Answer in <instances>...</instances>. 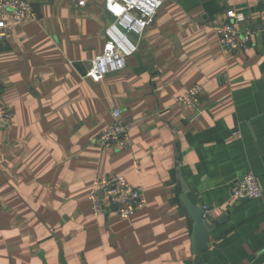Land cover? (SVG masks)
<instances>
[{
    "label": "crops",
    "instance_id": "obj_1",
    "mask_svg": "<svg viewBox=\"0 0 264 264\" xmlns=\"http://www.w3.org/2000/svg\"><path fill=\"white\" fill-rule=\"evenodd\" d=\"M29 1L37 18L7 14L0 39L11 114L0 128V264H264V0H164L129 34L137 51L125 68L103 76L89 71L113 23L106 0ZM227 9L252 32L247 52L220 44ZM195 84L199 103H178ZM116 108L133 122L130 142L105 148L96 139ZM248 173L263 195L238 199ZM112 174L144 189L129 219L107 203L92 211L94 179ZM184 195L222 219L204 252Z\"/></svg>",
    "mask_w": 264,
    "mask_h": 264
},
{
    "label": "built area",
    "instance_id": "obj_2",
    "mask_svg": "<svg viewBox=\"0 0 264 264\" xmlns=\"http://www.w3.org/2000/svg\"><path fill=\"white\" fill-rule=\"evenodd\" d=\"M84 2L86 0H76ZM164 0H106V9L113 17V23L106 29L107 42L104 51L92 61L89 74L103 76L125 68L127 58L137 51V46L129 37L130 33L141 34L149 22L155 19ZM11 14L17 22L37 18V12L29 0H0V39L7 36L5 16ZM243 17L234 9H227L225 19L215 25V31L221 46L230 52H247L251 45L252 32L241 31L237 23ZM264 33V25L261 27ZM4 83L0 71V128L11 122L9 108L3 99ZM204 92L201 84H195L177 98L178 103L196 106ZM113 125L96 139V143L105 148H125L130 142L132 121L122 117L121 109H114ZM240 137V131L234 133ZM135 170L141 172L138 161ZM102 193V195H101ZM263 195L259 178L248 173L237 179L234 196L238 199H255ZM94 215L105 211L106 203L122 219L133 217L146 204L144 189L133 185L125 176L112 174L97 177L88 192Z\"/></svg>",
    "mask_w": 264,
    "mask_h": 264
},
{
    "label": "water",
    "instance_id": "obj_3",
    "mask_svg": "<svg viewBox=\"0 0 264 264\" xmlns=\"http://www.w3.org/2000/svg\"><path fill=\"white\" fill-rule=\"evenodd\" d=\"M183 200L195 219V233L193 237L195 245L194 251L196 253L204 252L208 248L211 230L218 225L222 219L220 218L217 221L210 222L206 218L207 212L210 211L209 208H202L192 204L185 195L183 196Z\"/></svg>",
    "mask_w": 264,
    "mask_h": 264
}]
</instances>
